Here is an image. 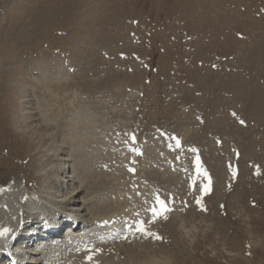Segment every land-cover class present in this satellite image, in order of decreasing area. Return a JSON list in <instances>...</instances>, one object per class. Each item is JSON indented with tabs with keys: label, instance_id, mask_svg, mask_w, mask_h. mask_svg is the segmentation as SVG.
<instances>
[{
	"label": "rangeland",
	"instance_id": "374dc122",
	"mask_svg": "<svg viewBox=\"0 0 264 264\" xmlns=\"http://www.w3.org/2000/svg\"><path fill=\"white\" fill-rule=\"evenodd\" d=\"M36 107L59 137L75 134L81 167L119 173L130 218L165 198L149 234L124 242L140 264L150 245L159 264H264V0H0V181L52 187L51 211L77 184L30 133ZM124 233L84 264H139L114 252ZM63 242L31 258L54 247L56 264Z\"/></svg>",
	"mask_w": 264,
	"mask_h": 264
},
{
	"label": "bare ground",
	"instance_id": "6f19581e",
	"mask_svg": "<svg viewBox=\"0 0 264 264\" xmlns=\"http://www.w3.org/2000/svg\"><path fill=\"white\" fill-rule=\"evenodd\" d=\"M55 82H57V81H55ZM41 83L42 82H40V84ZM23 85H24V83H23ZM24 87H26V85ZM23 96H25V95H23ZM23 96H21V97H23ZM30 100H32V99H30ZM38 107H40V106H38ZM41 108L38 109L36 107V112L31 111V114L29 116L26 115L27 116L26 119H28V120L31 119L32 121L37 122L36 124L31 123V126L34 125V127L30 128L31 129L30 133L34 134V135L36 134L38 137H43V135H46V137L49 138V140H50L49 144L43 147L44 150H47V152L44 154V157L47 155H59L58 158L63 160L65 162V166H67V168H68V174L65 175V178H61L62 182L66 181V183H68V184H70L71 182H74L77 184V186H74V190H75L74 192L76 193V195L74 196L75 198L74 197L72 198L71 196L70 197L67 196L68 198L65 201L63 200L65 202L64 203L65 207L57 208V210L59 212L63 211L64 213L69 214V216L71 217V221L66 222L63 218L60 217L58 220L59 221L58 222L59 228L55 232H51L52 235L55 237V236H57V234L61 230L62 226H66L68 228V227H71L72 224L75 225V226H73L75 228L70 232V234H68V235L63 234V236H62V237H64L63 244H61V245L58 244L59 247L60 248L62 247V249H63V252L61 253V258L65 257L64 260H61V262L64 261V264H84L85 262H90V261L92 262L93 260H95V257L97 258V255H100V256L103 255L106 247L108 246L107 240H109V238H111L110 236H112V234L116 235L117 232L121 231V229H124V232L126 230L127 233L130 234L126 238L127 239L126 243L127 242H129V243L140 242L141 237H143V235L145 233L149 234L148 232L150 230H149V227L147 226L148 221L145 223V221L143 222L142 220H138L137 222H135L133 224L132 227H126L125 226L131 220L136 221V217L130 218V215L128 214L127 210H124L125 209L124 207H126V203H127L125 196L118 193L112 187V185L114 184L115 181H116L115 183L121 185L120 178H122V177L119 178V176H118L119 173H118V175L116 174L117 176L114 175L115 177L108 178V176H111V175L103 173L102 170L100 172H95V174H94L93 170L84 169V166H82L83 167L82 168L80 166L79 162H81L83 160L78 158L79 156L76 157L75 156L76 152H75V150H73V145L75 143V142H73L74 140L72 139V138H74V135H75V134H73L74 131L72 132V134H73L72 136L70 135L71 133H68V135H70L69 138H68V135H67V137L65 135L66 139L59 137L57 131H55L54 128H51L54 125L55 121H57V120L54 119L55 121L53 120V122H52L51 120L53 118L52 119L50 118V116H49L50 114L49 115L46 114ZM47 108H50V107H47ZM51 110L52 109L50 108V110L46 109L45 111L52 112ZM58 113H56V114H58ZM22 114H24V112ZM86 115H88V114H86ZM51 116L55 117L54 114ZM38 121H39V124H38ZM87 121L89 122V120H87ZM68 122L69 121H67V123ZM24 123H26V122H24ZM67 123L64 122L63 125H65ZM73 123H74V121L72 122V124ZM61 124H62V122H61ZM85 124H86V122H85ZM92 124H93V122H92ZM92 124H90V125H92ZM73 125H71L72 127L70 126L72 129L67 127V131H68V128L73 130V128H74ZM67 126H68V124H67ZM93 126H94V124H93ZM77 127L80 128L82 126L78 125L75 128H77ZM85 127H87V125ZM28 128H29V126L28 127L24 126V129H28ZM85 129L88 130V128H85ZM85 129H82V130H85ZM74 130H76V129H74ZM82 130H80L81 131L80 133L84 135V133H82ZM63 132H64V129H63ZM65 132H66V130H65ZM74 133H76V131ZM66 134H67V132H66ZM85 134L87 135L88 133H85ZM77 135H78V133H77ZM77 135H76V137H77ZM79 137L81 138L82 136H79ZM87 137H86V139H87ZM83 139L85 140V138H83ZM81 141H82V139H81ZM89 142H91V140L88 141V144H89ZM78 143H79V141H78ZM93 144H94V142H93ZM77 146H79V145H77ZM85 146H88V145L86 144ZM75 147H76V145H75ZM79 147L81 149L82 146H79ZM92 147H93V145H92ZM92 147H91V149H93L96 146L94 145V147L93 148ZM87 148L89 149L90 147H87ZM77 149H79V148H77ZM82 150H84V149L82 148ZM62 152H64V153H62ZM84 152L85 151H83V153ZM57 153H59V154H57ZM88 153L90 155L91 152L88 151ZM93 155H92V157H93ZM78 159H80L81 161ZM87 159L89 160V158H87ZM97 161H98V159H97ZM83 163H84V161H83ZM85 164H87V163H85ZM56 165H59L57 160H56V163H53V164L48 162L46 164V168L53 169V166H56ZM88 166H90V165L88 164ZM116 166H117V164H116ZM92 168H94V167H91V169ZM80 169L82 170V173H84V174L86 173V176H87L88 172H86L85 170H89V171L93 172L92 173V179H94V180L90 179L92 181L91 182L89 181L91 184L87 181V179H89L90 176L89 177L88 176L85 177V175L81 176L82 173L80 174V171H81ZM117 169H119V168H117ZM46 171H47V169H46ZM95 171H97V170H95ZM111 171H113V170H111ZM56 172H58L57 174H59V171H56ZM61 173H63V172H61ZM109 174H112V173H109ZM55 176H57V175H55ZM121 176H122V174H121ZM14 182L3 183L0 181V248L5 250V248L10 243L11 236L13 234H15L17 231V234L14 238L16 241H14V245H12L10 247V248L13 247L12 248V254H13L12 257H14L16 264H27V263L38 264L34 258H31V255L32 254H34V255L38 254L39 250L43 249L42 247H44V245H46L47 243H43L42 238H40L42 236L41 229H40L39 223L37 221H35V214H33V213H35V211H37L39 209H44L43 211H46L47 214H51V213H49L51 211L48 210L47 207L45 208V206H46L48 194H50L49 190L52 189V187L47 186L46 189L45 188L43 189V186L40 185L37 188V190H33L30 194H28L27 192L29 190L27 189L26 182H22V183H17V182L14 183ZM56 186H58V185H56ZM52 190H54V189H52ZM98 191H104L105 193L99 194V196L97 198V197H95L96 195L94 196V194ZM73 200H76L77 204L72 206V207H67L66 206L67 203H69ZM160 200L164 201L162 199H160ZM52 203H53V201H52ZM55 203L56 202H54V204ZM60 205H61V203H60ZM21 207H23V210L21 213H19ZM54 208H52V210H54ZM68 208H70V212H69ZM71 208H73V210ZM31 210L33 213L31 212ZM79 215H81V216H79ZM78 218L81 219L80 222L83 223L82 228H79V225L76 223ZM22 220H26V221L24 222L22 228L20 230H17L18 226L20 225V221H22ZM125 220H126V222H125ZM138 222L143 223V227L145 228V231L144 232L140 231L139 233H134V230L136 228H138V226H139ZM89 225L93 226V228L89 229V230L85 231V233L81 234V232H83V228H85ZM129 229H131V230L128 231ZM151 229L153 230V227ZM53 236H51V237L53 238ZM71 237H73V239H71ZM139 237H140V239H138ZM145 238H147V237H145ZM113 239H114V237L111 238L112 241H113ZM151 241H153V238ZM142 242H144V241H142ZM129 243H127V244H129ZM149 245H150V243H149ZM150 246L148 247L149 249H150ZM114 247H116L115 250L113 249L114 252L116 251L115 253L119 254V253L124 252L125 257H127L129 260L133 261L134 263L135 262L141 263V259H143L139 254L141 252L137 253L135 248H133V249L131 248L132 246L124 247V242L122 244V241H119L118 245L117 246L115 245ZM120 248L122 249L121 252H120ZM148 248L146 250V253L152 254V256L149 259H147V261H145L144 264H159L160 262L155 258L156 256L154 255L155 251L152 252V251L148 250ZM59 254H58V256H59ZM89 256H91V259H88ZM50 258H52V257L50 256ZM0 260H1L0 264H6V262L8 261L4 254H0ZM49 263L52 264V262H49ZM39 264H41V263H39ZM105 264H109V262L106 261Z\"/></svg>",
	"mask_w": 264,
	"mask_h": 264
},
{
	"label": "snow or ice",
	"instance_id": "6c2138e0",
	"mask_svg": "<svg viewBox=\"0 0 264 264\" xmlns=\"http://www.w3.org/2000/svg\"><path fill=\"white\" fill-rule=\"evenodd\" d=\"M241 123H243V121H241ZM133 139H134V137H133ZM177 147H179V141H177ZM136 151H138V150H136ZM193 151H195V150L193 149ZM157 202H158L160 208H159V211L155 207L151 209V211L153 213V218H155L157 215H161L163 212L168 210L167 207H166L165 202L159 200V197H157ZM138 225L139 226H138L137 230L141 231V232H144L145 228L143 227V223L142 222H138ZM88 259H91V256H89Z\"/></svg>",
	"mask_w": 264,
	"mask_h": 264
}]
</instances>
